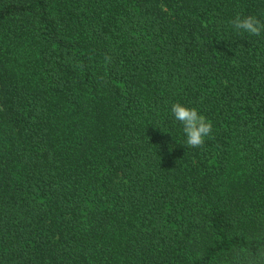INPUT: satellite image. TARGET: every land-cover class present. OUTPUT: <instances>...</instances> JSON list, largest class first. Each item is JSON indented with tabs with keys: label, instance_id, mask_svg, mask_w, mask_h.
<instances>
[{
	"label": "trees",
	"instance_id": "obj_1",
	"mask_svg": "<svg viewBox=\"0 0 264 264\" xmlns=\"http://www.w3.org/2000/svg\"><path fill=\"white\" fill-rule=\"evenodd\" d=\"M237 14L264 0H0V264L264 250V32Z\"/></svg>",
	"mask_w": 264,
	"mask_h": 264
},
{
	"label": "clouds",
	"instance_id": "obj_2",
	"mask_svg": "<svg viewBox=\"0 0 264 264\" xmlns=\"http://www.w3.org/2000/svg\"><path fill=\"white\" fill-rule=\"evenodd\" d=\"M230 23L239 33L260 36L264 32V22L252 15L237 14ZM171 112L183 125L186 145L192 148L202 147L206 138L211 136L212 123L195 107H188L180 102L172 104ZM234 264H264V250L253 256L247 249H241L234 257Z\"/></svg>",
	"mask_w": 264,
	"mask_h": 264
}]
</instances>
